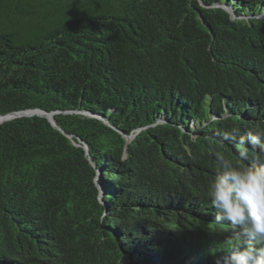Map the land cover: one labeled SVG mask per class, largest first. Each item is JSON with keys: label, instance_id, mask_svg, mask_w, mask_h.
Returning a JSON list of instances; mask_svg holds the SVG:
<instances>
[{"label": "trees", "instance_id": "obj_1", "mask_svg": "<svg viewBox=\"0 0 264 264\" xmlns=\"http://www.w3.org/2000/svg\"><path fill=\"white\" fill-rule=\"evenodd\" d=\"M28 110L56 126L0 124V264H226L210 183L264 162V0H0V118Z\"/></svg>", "mask_w": 264, "mask_h": 264}, {"label": "clouds", "instance_id": "obj_2", "mask_svg": "<svg viewBox=\"0 0 264 264\" xmlns=\"http://www.w3.org/2000/svg\"><path fill=\"white\" fill-rule=\"evenodd\" d=\"M264 154V134L247 133L241 140ZM246 149L241 152L243 160ZM218 171L210 183L215 221L231 225L243 246L226 258V264H264V162L234 165L218 156Z\"/></svg>", "mask_w": 264, "mask_h": 264}, {"label": "water", "instance_id": "obj_3", "mask_svg": "<svg viewBox=\"0 0 264 264\" xmlns=\"http://www.w3.org/2000/svg\"><path fill=\"white\" fill-rule=\"evenodd\" d=\"M233 20L235 19L234 17H231ZM21 116H26V117H31V116H38V117H43L46 118L53 126H56L55 124V120L53 119V115L52 114H47L43 111H39V110H28V111H24L21 113H11L7 116H1V117H6L7 120L16 118V117H21ZM131 141V137L126 138V142L129 143Z\"/></svg>", "mask_w": 264, "mask_h": 264}, {"label": "bare ground", "instance_id": "obj_4", "mask_svg": "<svg viewBox=\"0 0 264 264\" xmlns=\"http://www.w3.org/2000/svg\"><path fill=\"white\" fill-rule=\"evenodd\" d=\"M6 119H7L6 117H5V118H4V117L0 118V122H1V121H4V120H6Z\"/></svg>", "mask_w": 264, "mask_h": 264}, {"label": "rangeland", "instance_id": "obj_5", "mask_svg": "<svg viewBox=\"0 0 264 264\" xmlns=\"http://www.w3.org/2000/svg\"><path fill=\"white\" fill-rule=\"evenodd\" d=\"M4 121H5V120H4ZM4 121H1L0 124H1L2 122H4Z\"/></svg>", "mask_w": 264, "mask_h": 264}]
</instances>
